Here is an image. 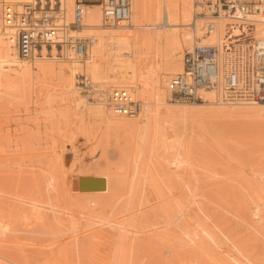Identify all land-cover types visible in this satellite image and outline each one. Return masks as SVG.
<instances>
[{"label": "rangeland", "instance_id": "1", "mask_svg": "<svg viewBox=\"0 0 264 264\" xmlns=\"http://www.w3.org/2000/svg\"><path fill=\"white\" fill-rule=\"evenodd\" d=\"M146 1L145 14H147L145 15V18H148L149 16L150 17L148 19H152L153 17L156 18L155 13L158 7L160 8L161 16H163L162 14L164 12L166 0ZM196 5L197 4L195 0H190V16L188 18V22H190V24L186 27H182V29H184L185 31L188 29L191 33L190 40L188 41L191 42V46H187L188 42L184 43L182 51L180 52V54L182 55L181 60L183 59L185 52L190 49L192 45L197 42L201 43V39L197 35L202 33L203 36L205 35V30L201 29H203L204 25L207 23V18L205 16H208L209 12L204 8L197 7ZM155 18H153V20H155ZM193 19L195 22L193 21ZM194 23L196 24L195 29L198 28V30H193ZM124 24V26L121 24L103 26L102 24L101 27L117 29L121 28L120 30L128 29L126 30V32L130 34L141 31H167L170 28V26H167L163 22H160L161 26L159 25L157 28L155 26L151 29L138 28V30L137 28L132 27L129 22ZM199 26L202 27L200 28ZM171 29L172 27L168 31H170ZM83 33L95 34V32L93 31H84ZM194 34L195 36H193ZM126 37L127 36H125L124 38L127 39ZM162 44H159L158 46L159 48H163L165 50L166 44ZM153 48H155V50L153 49V54L156 55L157 48L155 46ZM45 61L48 62L49 60ZM162 63L155 58L154 62L149 64L147 67H144L145 69L142 68V74L140 73L141 75H139L140 78L142 77L144 80L147 79L148 81V77L155 74L158 69H162ZM28 64L30 65L29 62ZM39 65L40 64H38V62L35 63V66L39 69H46V67L50 66V64H44V66L46 67H43L42 63V67H39ZM30 66L28 67L30 68L31 78H23L18 74H14L10 77L5 78L4 73H2L3 71L0 72L2 76L4 75V78H1L2 76L0 75V98H2L5 102L3 106H0V128L2 126L10 124L23 125L25 128H28L29 124H39V122H44L42 123L44 125L41 124L43 126L41 135L44 136V142L46 141L47 144L45 143L43 146L36 150H31L27 147L24 152L39 155H48V153H51L53 150H55L56 154H62V161H60V165L62 166V169L67 170L65 171L67 172L68 177L67 174L63 175V173L62 175L64 177H61L55 172L56 175L54 176V182L57 179L58 182L61 181L60 183H58L59 187L56 186V181V183L52 187L49 186V188H47V183L50 179L49 174L52 171V168L49 167L50 163L49 166H47L45 163V158H48V156H40L41 158H44L38 161L32 160L28 162V160H26L23 163H20L18 158L14 159L12 163H5V160L8 156H18L20 152L14 150H10L7 152L0 151V239L2 238L1 240H3L4 238H7V236L10 237V234L13 233L12 235H18V238L16 236L17 239L12 240L14 243L11 241V244L16 245L17 242H19V247H23L25 250L29 249L26 252L27 260H24V257H16V259H14L15 262H12V259H10V257L6 259V257L0 256V264H123L124 262V264H165V260L158 261L157 256L154 255L155 252H153L152 250L153 248L150 247V249H148V246L142 247L141 245H138V243L133 245L131 244L132 246H123V243L120 241V239H123L121 235L123 234V231L125 232V230L123 228H120L117 224V220L120 219L117 213L122 206L128 203L131 197L132 182L130 180L131 177L129 176V170H131V167H129V163H124L122 168L123 171L121 173L122 175L119 177L120 180L118 179L119 182L117 181L118 184L117 182L112 184L108 192L109 194H106L110 197L109 199H111L110 209L102 211L100 208L96 207V205H93V203L100 200V198H80V196L76 197V195L73 193V191H75L74 178L75 176H77L76 174H78L79 172H83V170L90 172H98L101 170L100 167L96 166L93 168H87L86 170V167L82 166L80 161L88 157L97 156V158H103L105 160V167L108 164L113 165V163L116 161L115 156H118L122 150L124 151V149L128 150V148L126 147H128L129 135H127L126 145L122 148H117L113 141H109L107 137H105L108 128L113 125L107 126L101 124L103 127L101 129V134L99 135V137L102 138V140L104 139L103 136L106 138V140L104 139L106 145H108V148L106 150H93V148L97 145V142L88 143L86 138L80 137H76V139H74V147L76 149L69 145H65V143L64 145H56V139L59 137L58 135L63 129V122L66 120L65 117L68 116L69 118H76L78 114H73L70 109L66 108V105H59L57 102H52V104H48L47 106L42 107L44 106V99H41L39 96H37L39 102H32L29 99V102L27 101L26 106L17 107L14 102L18 99L12 98L13 96L7 93V85L13 81L17 83H23L26 82L28 78L32 80V77L34 80L35 72L31 69ZM59 73L61 74L60 70ZM170 77L168 76L166 78V81ZM139 81H141V79ZM35 84L39 85L38 82H35ZM115 84L116 83H109L110 87L108 89L112 88L111 85L115 87ZM123 84L124 85L116 86H132L133 89H135L137 97L144 102V105L140 112L136 116L130 117L136 119L138 121V124L140 123L139 125H143L144 121L140 119V113L144 110V108H146L145 99L146 97L148 99L146 88L143 85H138L137 82H127ZM58 85L60 84L58 83ZM40 86H42V84H40ZM164 86V96H166V84ZM57 88L58 87H56V89ZM143 88H145V93L142 94V92L144 91ZM77 92L79 93L78 96L82 100L85 99V97L82 96L85 93H81L80 90H77ZM39 94L40 93H37V95ZM144 94L146 95V97ZM163 98L164 100L161 99V101L163 100V104H159V106L172 104H190L180 102H167L166 97ZM2 99L0 101H2ZM10 102L12 103V105H9ZM1 103L3 102H0V104ZM32 103L37 106L30 107ZM259 104L260 105H258V103L251 104V106H263V103ZM103 106L104 110L106 109L105 112L109 111L106 108L108 107L107 100ZM209 106H215L214 108L225 107L224 109L233 110L239 107L241 108V106L246 107L250 105L214 103L210 104ZM51 110L55 112H63L62 115L64 117L61 116L60 120H56L54 115L51 114ZM202 113H195V117L191 116L194 117L193 120L190 116H187L189 117V119L191 118L190 121L188 118H186V121L189 123V129H185V125L183 126V124H179L181 123V121L182 123H184V120L176 121L177 126L178 124L180 125L178 126V128L176 125V127L174 125V127H172V124H174L175 122L171 120L175 117L177 119V116H175L174 118H168L170 116L160 115L157 124L159 126H156V130L161 134V139L160 137L158 138V132L154 137L157 140H161V142L157 143H163V146L164 144H168L169 142V144H171L172 141H175L174 143L178 145L183 142L187 145L184 148H186V151H188L191 160L190 174L192 178L191 180L193 182L192 205L194 208H197V210L195 209V213H197V215L195 216H200L201 220H203L202 222H204L205 224L204 225L203 223H201V220H199L200 218L197 217L198 220L195 222L196 225H194V234H197L195 235V237L198 235L199 238L201 236H203L204 238L206 237V240L209 241L207 243L210 245V247L208 244H205L206 246H208L205 247L204 245L205 248L201 247V250L203 249L204 251H206L209 247L211 249H208L212 251L210 252L209 250H207L205 253L202 252L203 250L200 251V249L196 247L190 253L191 255L188 254L190 255V258H186L188 256L186 255L184 256L185 259H181L182 261L185 260L184 262H182L180 259L177 262L178 264L179 261L180 264H187V261L188 264H226L225 260L228 261L229 259V262H227V264H230V254L235 253L237 254V256L239 255L238 257H240L242 261H251L247 262L246 264H264V119H250L240 116L238 117L237 115L226 116V114L224 115V113H222L223 115L221 114L218 116L214 115L213 113H211V115H204ZM89 115L90 114H88L87 116L85 114L84 117L89 122L88 124L91 123L95 128V126L99 125V123L97 122V119L93 117V115H90V117ZM182 116L183 117L179 115L180 118H184L185 115ZM46 118L49 119V122L52 124V126H50L51 124L49 125L48 122H46ZM45 124L47 126H50L51 130L49 129V132L45 130ZM126 133H128V131H126ZM25 138L30 139V136L27 132L25 134ZM52 139L55 142H53ZM48 141H52L55 144H48ZM160 146H162V144ZM63 166L65 168H63ZM65 171L63 172L65 173ZM65 175L68 179L65 178ZM92 177L95 176L92 175ZM147 177H149V179L152 178L150 175H147ZM149 181L150 187L148 186L149 188L146 189H148L149 194H151L150 191L153 190L151 188H154L155 181H153V178ZM63 182L65 186L67 185L66 188L68 189V191H66V189L63 187ZM53 188L57 189V192L54 191ZM146 189L144 191H147ZM48 191L50 192V194H48L49 196L47 195ZM64 192H69V194H71L68 195L67 193V195H65L66 193L64 194ZM153 192L150 195L152 196V199H150V196L148 194V199L150 201L152 200V204L150 203V201H145L146 203L144 202L145 205H143L144 208L142 207L143 211H146V209L150 210L151 208H153V206L157 205L155 204L157 202L161 203V205H164L166 203L165 198L163 197V201H155V199L153 198ZM54 193H56V195ZM112 193L116 196L111 197V195H113ZM40 195H44V197L46 196L45 199L40 201L39 199H41V197L38 198ZM53 195L55 196L53 197ZM66 196L69 197V200L68 198H66ZM55 197H57L58 199ZM76 199H80L79 202ZM103 199H105V197ZM91 200L93 201L90 202ZM147 202H149V205L147 204ZM81 205L84 207L82 208ZM150 205L152 206L150 207ZM90 208L92 210H89ZM252 208L260 211L261 214L259 218H253V216L251 215ZM153 213L154 212L152 211L150 212V214ZM158 218L162 219L161 216H158ZM6 226H10V230H7L9 228H7ZM199 227H202L203 229ZM205 227L207 228L204 229ZM196 228L200 232H198ZM109 229L110 231H108ZM128 229H134V227L130 228L129 226ZM11 230H13V232ZM109 232L115 234L119 233L118 235L120 236L118 238L119 240H117V243L114 245V249H110L109 247V236H107ZM211 234H213V237ZM127 238L128 237L125 238L126 243L131 241L132 239H130V237V240ZM76 239H79V242H82L84 240V244H81L82 247H80L81 245H76ZM219 241L221 243V246ZM65 242L69 243L67 244L69 246H73L75 244L77 248L74 245V247L71 248L66 246L67 249H65L66 247L64 246L63 250L62 247ZM61 244L63 245L61 246ZM232 244L235 246H233ZM56 245L58 247L57 249ZM228 245L230 246L228 247ZM53 246H55V249L53 248ZM51 247L52 251L54 250L53 252H58V254L51 252ZM59 249H61V251ZM214 249L217 250V252H215ZM228 249L231 253L228 251ZM74 250L77 251L75 252ZM227 252L229 253L227 254ZM108 253L110 254V259ZM218 256L220 257V260L224 258V262L223 260L221 262ZM155 260L157 261V263H155ZM177 262L175 264H177Z\"/></svg>", "mask_w": 264, "mask_h": 264}, {"label": "bare ground", "instance_id": "2", "mask_svg": "<svg viewBox=\"0 0 264 264\" xmlns=\"http://www.w3.org/2000/svg\"><path fill=\"white\" fill-rule=\"evenodd\" d=\"M2 1L3 0H0V11H1ZM8 1H12L15 3H22V2H27L29 0H8ZM66 1H67L68 14H70L71 12L70 7L72 5L73 0H66ZM146 2H147L146 0H131V7H130V13H129V23L131 24V26L134 28H137V30L138 28L151 29V28H154L155 26L157 28L160 25V22H163L167 26H170V28L172 27L170 31H168L170 29L169 28L168 30L166 29L167 31H156V32H149V31L142 32L141 31L137 33L131 32L132 34H130L126 32V30L128 29L120 30L121 28L117 29V28L101 27L102 25H101V15H100L99 7L95 5L89 6L87 8L86 18H85V24L87 26L82 29V32L79 34V36H83L84 31H93L95 32V34H90L94 37V41L88 51V54L85 60L82 63L74 61V60H68V61L60 62V63L48 61L50 62L48 63L47 61L43 59L26 60V59L21 58L18 55L17 49L14 47V44L8 35V29L4 27L2 24V19L0 15V72L3 71L2 73H4L5 76L4 75L3 76L5 78L10 77L11 75H14V74L21 75L23 78L30 77V68L28 66L31 65L30 67L32 70L33 68L39 69L38 67L35 66L36 62L40 64L39 67L41 66V63L43 67H46L44 66V64L45 65L50 64V66L46 67V69L43 68L46 71L55 70V72L58 74L59 84H60L57 86L58 87L57 89L44 87L43 85L40 86V84L37 85L35 84V81L33 80V77H32V80H30L29 78L26 80L27 86H26V82H23V83L18 82L17 84L18 93L12 98L18 99V100L16 99L17 101L14 102L17 107H20V106L24 107L26 106L27 101L29 102V99L32 102H35V101H38L37 96H39L41 99H44L43 100L44 104L42 103L44 106L40 105L42 107H45L48 104H52V102H57L59 105H66V108L70 109L73 114L74 113L78 114V116L75 115L76 118L75 117L69 118L68 116L65 117L66 120L63 122V129L59 133L58 135L59 137L56 139V145L58 144V146L64 145L65 143V145H69L75 148L74 139H76V137L78 138L80 137V138H86L88 143L97 142V145L93 148V150L94 149L95 150H106L108 148V145H106V142L104 141V139L106 140L105 137H107V134L105 137L103 136L104 138L103 140L102 138L99 137V135L101 134V129L103 127L101 124L107 125V126L113 125L111 127L122 126V127L127 128L126 131H128V133L126 134L129 135V142H128V147L126 148H128V150L124 149V151L122 150L118 156H115L116 161L113 163V165L108 164L105 167V160L102 158L103 164L100 167L101 170L98 172L97 171L90 172V171L83 170V172H79L78 174H76L77 176H75L74 178L75 191H73V193L76 195V197L80 196V198L81 197H91V198H97V199L100 198V200L94 202L93 205L94 206L96 205V207L100 208L102 211L103 210L106 211L107 209H110L111 199H109L110 197L106 194H109L108 192H109L111 185L116 183L118 179L120 180L119 177L122 175L121 173L123 171L122 168H123L124 163L125 164L129 163L130 165L129 167H131V170H129L130 171L129 176L131 177L130 180L132 182V187H131L132 191H131V197L128 203L122 206L121 209L117 213L120 218L117 220L118 222L117 224L119 225L120 228H123L125 230V232L123 231V234L121 235L123 239L122 240L120 239V241L123 243V246H126V245L128 246L131 244L133 245V244L138 243V245H141L142 247L148 246L149 247V248L147 247L148 249H150L151 247L153 248L152 249L153 252H155L154 255L157 256L158 261L165 260V264H175L179 259L180 260L185 259L184 256L190 254L194 248L198 247L200 249L201 247H204L205 244H208L207 242L209 241L206 240V237L204 238L203 236L199 238L198 237L199 235L196 236L198 237L196 238L195 235L197 234L196 233L194 234V230H195L194 225H196L195 222L198 220L197 217L200 218V216H195L197 215V213H195L196 212L195 209L197 210V208L196 207L194 208L192 205V200H193L192 184L193 182L191 180L192 178L190 174L191 160H190L188 151H186V148H184L187 145L184 142L178 145L174 143L175 141L174 142L172 141L171 144H169L170 142L168 144H164V146H163V143H157V142H161V140H157L154 138L156 136V133L158 132L156 130L157 129L156 126H159L157 125L159 116L160 115L170 116L168 118H171V117L174 118L175 116H177V119L175 117L174 119L171 120L175 122L174 124L170 122L172 124V127H174L175 125L177 126L176 121L184 120L183 121L184 123H182L181 121V123L179 124H183V126L185 125V129H189L188 127L189 123L186 121V118L189 119V117L187 116L195 117V113H199V112L201 113L204 112L202 113L204 115H207V114L211 115V113H213L214 115L218 116L224 113V115L226 114V116L228 115L236 116L237 115L238 117L240 116V117H245V118H250V119L252 118V119H257V120L259 119L263 120L264 119V103L262 104L263 106H257V105L251 106V104H249L250 106H246V107L241 106V108L239 107L233 110L224 109L225 107L224 108L222 107L214 108L215 106L214 107L209 106L210 104L219 103V102H216V99H215L216 93L214 91H208V92L203 93V98L206 101L204 103L168 101L167 99V94L169 92L168 82L170 78L173 77L175 74L182 73L183 59L181 60L182 55L180 54V52L182 51V47L184 46V43L188 42L191 37L190 35L191 33L189 32L188 29H187L188 31L187 30L185 31L184 29H182V27H186L190 24V22H188V18L190 16V0H166L164 12L162 14L163 16H161L160 8L158 7L159 9L157 8V11L155 13L156 18L153 17L155 18V20H153V18L148 19L150 16L148 18H145V15L147 14V13L145 14ZM205 17L207 18V23L204 25L205 28L203 27V29H201V30H205V35L203 36L202 35L203 33L198 34V35L195 33L201 39L200 40L201 43L200 42H197V43L216 44L220 41L222 37L223 25L225 22L224 20L215 18L214 16H210V14H208V16H205ZM210 23L212 24L211 28L208 27ZM121 25L124 26L125 24L122 23ZM195 25L196 24L194 23L193 30H198V28L195 29ZM262 29L264 30V27ZM195 34L193 36H195ZM123 36L124 37L127 36L126 37L127 39H125ZM204 37L205 38L207 37V38L205 39ZM162 43L166 44L165 50L163 48L162 50L158 46L159 44H162ZM154 46L157 48L156 55L153 54L155 50V48H153ZM187 46H191V42H188ZM155 58L159 60L161 63L163 62L162 69L161 68H160L161 70L158 69V71L155 72V74L148 77L149 78L148 81L147 79L144 80L142 77L140 78L139 75L142 74L141 73L142 68L147 67L149 64L154 62ZM28 62L30 63V65L28 64ZM59 70L61 74L59 73ZM0 75L2 76L1 73ZM3 76L1 78H4ZM77 76L78 77L86 76V79L89 80V83H87V85H84L82 87H77L74 82V79ZM168 76L170 78L166 81V78ZM138 79L139 80L141 79V81H139ZM127 82H135V83L137 82L138 85L139 84L143 85L146 88V94L148 96V99H147L146 95L144 94L146 97L145 99L146 108H144V110L140 113L141 118L139 117L140 119L144 121L143 125H139L140 123L138 124V121L136 119L130 118L132 116L119 114L118 112L112 110L109 106L106 107L109 111L105 112L106 109L104 110L103 105L106 103L107 93L110 90L108 89L110 87L109 83H116L115 84V87H116V85H124L123 83H127ZM165 84H166V96H164V89H165L164 85ZM111 87H114V86L111 85ZM131 88L135 93L136 99L141 102V105H142L141 109H142L144 102L137 97L135 89H133L132 86ZM145 88H143L144 91L142 92V94L145 93ZM77 90H80L81 93L83 94L85 93L84 95H82L85 97V99L82 100L78 96L79 93L77 92ZM37 93H40V94L37 95ZM163 97H166L167 102H176V103L180 102V103H190V104H181V105L172 104V105H166V106H159V104H163L162 102L164 100ZM1 99L2 98H0V100ZM161 99L163 100L161 101ZM0 102H3L0 104V106L1 105L3 106V104L5 103L3 99ZM225 104H230V103L225 102ZM9 105H12V103L10 102ZM258 105L260 104L258 103ZM32 106L36 107L37 105L32 103L30 107ZM62 113L63 112H60V111L55 112L51 110V114L54 115L56 120L61 119V116H63ZM85 114L87 116L88 114L93 115V117L97 119V122L99 123V125L95 126L94 128V125L92 126L91 123L88 124L89 122L84 117ZM179 115H181V117H183L182 115H185L186 117L184 116L185 119L180 118ZM194 117H191L192 120ZM191 118L189 119V121L191 120ZM46 122H48L49 125L51 124L49 122V119L47 118H46ZM42 123L44 122H41V124ZM179 124L178 126H180ZM50 126H52V124ZM49 129L51 130V128ZM164 133H163V136H164ZM158 135H159L158 136L159 138L161 134L159 133ZM107 139L110 141L108 137ZM52 141L55 142L53 139ZM53 142L52 144L54 145L55 143ZM161 144L162 146H160ZM19 152L20 154H18V156H15V155L8 156L5 160L6 161L5 163H8V162L12 163L14 159H18V158H19L20 163H23L26 160H28V162L32 160L38 161L44 158V157L41 158L40 156H48V158L46 157L47 159L45 158L46 160L45 163L47 166H49V163H50L49 167L52 168V171L49 174L50 179L48 180L47 188H49V186L52 187L58 180L57 179L54 182V176L56 174L57 175L59 174V176L61 177H64L63 175L67 174L66 172L67 170L65 169L66 170L65 171L64 169H62V166L60 165L61 164L60 161H62V154L61 155L56 154L55 150H53L51 153H48V155L25 153L24 150L19 151ZM47 160H48V164H47ZM63 168L65 167L63 166ZM63 171H65V173ZM92 175H94L95 177H92ZM147 175L148 176L150 175L153 178V181H155L154 188L156 189L151 188L153 190L150 191L151 194L153 191L155 192V193L153 192V195L155 196V197L153 196V198L155 199V201L156 200L163 201L164 200V199L162 200V197H163L165 198L166 203L164 205H161V203L157 202L155 203L157 205L153 206V208L151 209L149 208L150 210L146 209V211L145 210L143 211V208H144L143 205H145L144 202L150 201L148 199L149 191L146 188L150 187L149 180H152V178L149 179ZM67 177H68V174H67ZM67 177L65 175L66 179H68ZM90 178L100 179L101 181H103L104 187L99 188V189H94V190L80 189L81 179H90ZM60 182L61 181L59 182L57 181L56 183L57 187H59L58 183ZM63 185H64V182H63ZM63 187L66 189V191H68V189L66 188L67 185L66 186L64 185ZM145 189L147 191H144ZM53 190L56 191L57 189L53 188ZM69 192H64V194L66 193L65 195H67L68 193V195H70L71 193L69 194ZM48 194H50L49 191L47 195ZM54 194L56 195V193ZM151 194H149V196ZM44 195L42 196L40 195L38 197V198L41 197V199H39L40 201L45 199L46 196L44 197ZM55 195H53V197ZM112 196H116V195L113 194L111 195V197ZM104 197L105 199H103ZM151 197L152 196H150V199H152ZM66 198H68L69 200V197L66 196ZM92 201L93 200H91L90 202ZM151 201L150 203L152 204ZM148 203L149 202H147V204ZM151 206L152 205H150V207ZM83 207L84 206H82V208ZM89 210H92V209L90 208ZM151 211L154 213L150 214ZM260 214L261 213L259 210L252 208L251 215L253 216V218H259ZM158 216H161L162 219H159ZM199 220H201V218ZM202 221L203 220H201V223L204 224V222ZM129 226L130 228L134 227V229H128ZM7 228H9L7 230H10V226ZM199 228H202V227H199ZM206 228L207 227H205L204 229ZM11 231L13 232V230ZM108 231H110V229ZM12 234L13 233L10 234L11 235L10 237L7 236V238H4L3 240H1L2 238L0 239V256L6 257V259L10 257V259H12V262L14 261V259H16V257H24L23 259L27 260L26 252L29 249L25 250L23 247H19L20 244H18L19 242H17L16 244V240H15L16 245H12L11 244L13 242L12 240L18 238V235H16L17 236L16 238V236ZM118 234L119 233L115 234V233H110V232L109 234H107V236H109L108 240L110 242L109 244L110 246L109 245L108 246L110 247V249H114V245L117 243V240H119L118 238L120 236ZM211 235L213 237V234ZM126 237H128L127 239H129V237L130 239L132 238L131 241H129L130 240L129 239L127 240L129 242L126 243L125 242ZM78 240L76 241V245L79 246L81 244H84L83 242L84 240L82 241L83 243L79 242ZM216 240H220V239H216ZM67 244L69 243L65 242L64 245L61 244V246L63 245L62 247L63 250H64V246L71 248V247H74L75 245L74 243H73L74 244L73 246H69ZM207 246L205 245V247ZM220 246H221V243H220ZM229 246L230 245H228V247ZM67 247L65 249H67ZM80 247H82V245ZM53 248L55 249V246H53ZM57 248L58 247L56 245V249ZM208 248L207 250L211 249V248L209 249ZM59 250L61 251V249ZM202 250L200 249V251ZM53 251L51 247V252ZM74 251L76 252L77 250H74ZM206 251L203 250L202 252L206 253ZM209 251L212 252L211 250ZM214 251L217 252V250L215 249ZM228 251L230 252L229 249ZM229 252H227V254ZM56 253L58 254V252ZM4 254H6L7 256ZM190 255H188L189 257L187 256L186 258H190ZM230 255H231L230 264H244V263L246 264L247 262H251L249 260L245 262L242 261L240 257H238L239 255L237 256V254L235 253L234 254L232 253ZM219 256L218 258L220 260ZM109 259H110V254H109ZM223 259H221L220 261L222 262ZM225 262L227 264V262H229V259L228 261L225 260ZM155 263H157L156 260H155ZM179 264H180V261H179ZM187 264H188V261H187Z\"/></svg>", "mask_w": 264, "mask_h": 264}, {"label": "built area", "instance_id": "3", "mask_svg": "<svg viewBox=\"0 0 264 264\" xmlns=\"http://www.w3.org/2000/svg\"><path fill=\"white\" fill-rule=\"evenodd\" d=\"M210 16L224 20L223 34L216 44L195 43L183 56V71L168 82V101L206 102L203 93L214 91L219 103H264V0H195ZM99 7L101 25L129 22L131 0H73L70 14L66 0H29L1 2V19L18 55L26 60L43 59L60 63L83 62L94 41L90 34L79 36L86 27L87 8ZM208 27H212L210 23ZM34 80L44 87L56 88L55 70L33 68ZM86 76L75 78L82 87ZM17 82L7 85V93H18ZM108 106L122 115L134 116L141 109L131 87L116 86L107 93ZM40 124V125H39ZM5 125L0 128V151L36 150L43 146L41 123ZM49 132L50 126L45 127ZM26 132L31 137L25 138ZM107 137L117 148L126 145V129L108 128ZM52 144V141H48ZM86 168L101 167L102 158L88 157L80 161Z\"/></svg>", "mask_w": 264, "mask_h": 264}, {"label": "water", "instance_id": "4", "mask_svg": "<svg viewBox=\"0 0 264 264\" xmlns=\"http://www.w3.org/2000/svg\"><path fill=\"white\" fill-rule=\"evenodd\" d=\"M104 183L100 179H81L80 181V189H88V190H94L103 188Z\"/></svg>", "mask_w": 264, "mask_h": 264}]
</instances>
